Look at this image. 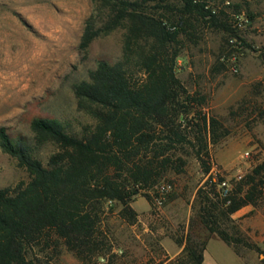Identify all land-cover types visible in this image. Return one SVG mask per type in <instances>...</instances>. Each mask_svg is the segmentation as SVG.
<instances>
[{"label": "trees", "instance_id": "obj_1", "mask_svg": "<svg viewBox=\"0 0 264 264\" xmlns=\"http://www.w3.org/2000/svg\"><path fill=\"white\" fill-rule=\"evenodd\" d=\"M99 1L101 26L94 16L87 21L80 51L87 52L104 33L121 28L125 34L121 59L99 62L89 80L75 86L78 109L95 125L73 134L48 120H36L34 130L58 148L48 166L27 144L14 143L7 129L0 128V147L31 176L14 190L0 189V264H35L33 250L60 246L83 264H121L102 228L105 204L121 203V217L134 224L137 214L130 203L142 191L157 196L168 173H183L187 148L196 150L205 174L211 171L208 136L218 143L221 126L197 109L205 98L189 94L177 67L182 35L193 37L201 23L236 35L228 12L213 13V0ZM227 3L240 13V4ZM224 182L229 185L226 194ZM262 202L264 162L231 182L220 175L210 178L197 193L188 230L175 237L182 253L174 259L166 254L158 264H204L208 239L195 235L198 225L238 256H243L242 249L260 251L233 216Z\"/></svg>", "mask_w": 264, "mask_h": 264}, {"label": "rangeland", "instance_id": "obj_2", "mask_svg": "<svg viewBox=\"0 0 264 264\" xmlns=\"http://www.w3.org/2000/svg\"><path fill=\"white\" fill-rule=\"evenodd\" d=\"M227 1L213 0L212 5L228 12L236 35L201 23L193 37L182 35L177 67L189 94L205 98L197 109L221 126L218 143L208 136L211 171L205 174L196 150L187 148L183 173L170 172L164 179L172 189L162 206L153 191H142L130 203L137 214L131 224L120 215L121 203L105 204L102 228L121 264H158L166 254L178 257L183 247L175 237L188 230L199 189L216 175L231 182L264 162V0H230L241 5L240 13L227 8ZM101 5L99 0H0V128L7 129L14 143L27 144L45 166L58 148L34 130V122L48 120L73 134L94 126L78 109L75 86L89 80L99 62L115 63L122 57L121 28L96 38L87 52L79 49L87 21L94 16L101 26ZM30 181L29 172L0 147V189L14 190ZM233 218L260 251L242 249L243 256H238L198 225L195 235L208 239L204 264H264V202ZM30 258L35 264H83L64 246L38 247Z\"/></svg>", "mask_w": 264, "mask_h": 264}, {"label": "built area", "instance_id": "obj_3", "mask_svg": "<svg viewBox=\"0 0 264 264\" xmlns=\"http://www.w3.org/2000/svg\"><path fill=\"white\" fill-rule=\"evenodd\" d=\"M213 13H216V10H213ZM221 187L223 188V192L226 194L229 189V185L224 182L222 183ZM172 187L169 184L162 183L158 188H157V196L155 198L156 204L159 206H162L164 204V201L166 199V195L171 191Z\"/></svg>", "mask_w": 264, "mask_h": 264}, {"label": "crops", "instance_id": "obj_4", "mask_svg": "<svg viewBox=\"0 0 264 264\" xmlns=\"http://www.w3.org/2000/svg\"><path fill=\"white\" fill-rule=\"evenodd\" d=\"M181 251H182V250H179V251L176 253V255H174V256L179 255V254L181 253ZM172 259H173V257H172Z\"/></svg>", "mask_w": 264, "mask_h": 264}]
</instances>
